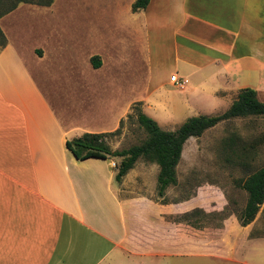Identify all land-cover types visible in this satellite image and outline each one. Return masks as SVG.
I'll use <instances>...</instances> for the list:
<instances>
[{
  "label": "crops",
  "instance_id": "0c3cea01",
  "mask_svg": "<svg viewBox=\"0 0 264 264\" xmlns=\"http://www.w3.org/2000/svg\"><path fill=\"white\" fill-rule=\"evenodd\" d=\"M129 1L131 30L146 36L149 51L169 52L149 80L154 91L187 93L182 105L201 115L226 112L247 88L264 103V0H151L137 13ZM25 52L41 63V51L10 40L0 52V264H168L212 243L201 208L185 212L190 199L165 204L166 195L153 199L131 183L137 165L119 184L120 159L81 161L67 148L86 133L117 131L135 100L99 85V131L87 132L82 103L64 96L62 109L54 107ZM173 75L188 84L178 88ZM152 88L144 113L159 124L168 109ZM149 165L158 178L159 166Z\"/></svg>",
  "mask_w": 264,
  "mask_h": 264
},
{
  "label": "rangeland",
  "instance_id": "374dc122",
  "mask_svg": "<svg viewBox=\"0 0 264 264\" xmlns=\"http://www.w3.org/2000/svg\"><path fill=\"white\" fill-rule=\"evenodd\" d=\"M16 1L19 0H0V7L9 9ZM48 1L25 0L18 4L16 10L0 18V29L19 50L41 51L40 64L29 62L31 58L26 52L25 55L54 107L62 109L61 97L75 98L78 106L82 103L84 108L79 119L81 128L99 131V85H104L110 87L109 91L119 89L121 99H134L133 106L141 103L144 112L142 97L153 86L149 80L154 78L158 65L162 67L168 60L169 52L149 51L146 36L131 30L135 19L130 1L53 0L46 5ZM94 57L100 59L98 69L92 65ZM75 89L82 92V99L77 98ZM152 94L154 100L168 109V114L160 109L158 118L165 131H176L189 118L202 114L193 103L190 107L183 106L189 95L176 88L164 85L156 91L152 88ZM174 108L179 112L175 113ZM169 110L173 112L169 114ZM124 120L120 133L108 139L115 151L139 145L147 138L134 118ZM229 138H234L236 147L225 144ZM252 143L257 145L253 150L255 158L249 159L250 168L246 169L239 155L243 147ZM263 166V117L223 122L186 143L178 167V185L166 192L163 202L190 199L191 203H183L185 212L201 208L204 236L212 243H200L191 252L168 257V264H264V205L256 220L243 226L240 216L248 197L236 185ZM156 172V166L140 160L131 183L157 199Z\"/></svg>",
  "mask_w": 264,
  "mask_h": 264
},
{
  "label": "trees",
  "instance_id": "16d2710c",
  "mask_svg": "<svg viewBox=\"0 0 264 264\" xmlns=\"http://www.w3.org/2000/svg\"><path fill=\"white\" fill-rule=\"evenodd\" d=\"M52 1L49 0L46 5H50ZM22 2H25V0L16 1V3L12 4L6 10L0 7V18L16 10L18 4ZM150 2L151 0H136L132 5L133 13L145 10ZM0 43L1 52L8 45L6 36L1 29ZM92 65L96 69L100 68V59L94 57L92 59ZM127 117L128 119L134 118L138 126L146 132L147 138L141 144L125 150L114 151L111 148L108 139L120 133L125 121L122 120L119 129L114 133H86L79 138L68 141L67 148L81 161L92 158L104 160L113 158L120 159L121 161L118 164V173L116 175V181L119 184L122 183L124 177L136 167L140 160L146 164L159 166L160 172L157 178V192L158 196L163 198L171 187L178 185V167L182 160L184 147L191 138H200L205 132L223 122L238 118H264V103L258 99L255 90L250 88L242 89L226 112L215 116L199 115L189 118L176 131L163 130L156 120L143 112L141 103L135 104ZM226 143L230 148L236 147L234 138L227 139L225 141ZM256 147L257 145L252 143L249 147L245 146L242 148V153L239 156L242 159L243 168H250L248 166L249 159L255 158L253 150ZM236 185L245 191L248 197L240 216L243 226L246 227L256 220L264 205V166L248 175L245 179L236 182Z\"/></svg>",
  "mask_w": 264,
  "mask_h": 264
},
{
  "label": "built area",
  "instance_id": "2783aa9c",
  "mask_svg": "<svg viewBox=\"0 0 264 264\" xmlns=\"http://www.w3.org/2000/svg\"><path fill=\"white\" fill-rule=\"evenodd\" d=\"M171 82L177 87H184L188 83L187 80H183L179 78L177 75H173L171 77Z\"/></svg>",
  "mask_w": 264,
  "mask_h": 264
}]
</instances>
